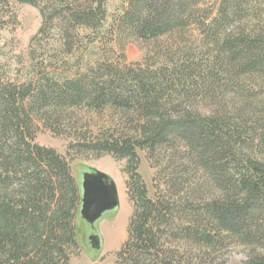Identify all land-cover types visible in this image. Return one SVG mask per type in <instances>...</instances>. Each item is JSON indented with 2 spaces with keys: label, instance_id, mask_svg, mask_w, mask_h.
Instances as JSON below:
<instances>
[{
  "label": "rangeland",
  "instance_id": "rangeland-1",
  "mask_svg": "<svg viewBox=\"0 0 264 264\" xmlns=\"http://www.w3.org/2000/svg\"><path fill=\"white\" fill-rule=\"evenodd\" d=\"M38 1L39 6L18 0H0V77L3 79L22 83L40 76L41 84L48 75L66 76L77 69H83L84 73H91L92 69L101 72L100 68L106 66L116 71L120 80L131 85L143 75L153 76L156 70L161 71L157 74L161 77L166 73L163 69L168 67L170 72L167 74L174 78L177 89L171 97L165 95L171 114L184 109L212 117L229 113L239 125H264V71L241 68L230 71V63L219 54L217 47L203 41L207 37L199 25L188 32L186 46L179 44L176 31L159 41L124 39L116 19L128 0H106V17L101 20V26L70 29L66 40L56 17L65 9L95 0ZM203 2L205 11L202 14L207 15L204 20L209 23L219 15L223 0ZM41 9L49 17L46 23ZM262 13L264 0H249L246 10L240 14L242 22L235 20L230 27L236 29L246 24L252 31L264 32ZM97 15L101 19L100 12ZM43 26L44 31L41 30ZM177 45L185 46L183 52L176 50ZM182 53L191 58L180 59ZM183 61H187L189 68L182 65L172 70L176 63L181 65ZM190 73L199 82V88L191 87L183 94L179 78ZM125 99L128 106L119 103L104 108L74 106L66 109L61 117L52 118L49 113L42 112L43 109H38L34 115L38 124L35 141L61 154L71 164L80 185L84 172L103 171L114 180L119 192V206L105 212L96 222L95 229L80 216L77 231L80 245L66 243L70 257L66 264H131L139 261L133 259L137 254L131 256L129 250L121 259L118 252L129 239L135 211L134 196L143 190L153 201L163 203L161 209L167 213L156 222L153 237L156 247L142 250L139 263L245 264L251 257L264 254V206L258 210L257 222L251 228L252 241H245L241 233L218 226L208 207L224 201L231 189L220 184L215 169L210 170L181 135L170 136L154 145L146 142L137 146L136 139L144 136L147 117L139 114L134 102ZM263 131L259 128L254 134V144L250 146L251 142L246 141L239 145V151L256 158L263 157ZM123 141L135 144L132 158L115 152L113 143ZM227 163L230 171L237 167V164ZM129 164L132 170H129ZM137 176L139 189L135 187ZM238 192L235 197L242 195ZM93 233L101 240L100 248L90 240ZM139 245L134 244L131 253L140 248Z\"/></svg>",
  "mask_w": 264,
  "mask_h": 264
},
{
  "label": "trees",
  "instance_id": "trees-1",
  "mask_svg": "<svg viewBox=\"0 0 264 264\" xmlns=\"http://www.w3.org/2000/svg\"><path fill=\"white\" fill-rule=\"evenodd\" d=\"M18 1L39 6L38 0ZM203 1L128 0L116 19L117 28L124 39L143 41H159L176 31L179 44L186 46L188 32L199 25L209 38L203 41L217 47L219 54L230 63V71L235 72L236 68L264 71L263 30L252 31L246 24L236 29L230 27L235 20L242 22L240 14L246 10L249 0H223L219 15L209 23L204 20L207 15L202 14ZM41 12L46 23L49 17L42 9ZM97 12L102 15L101 19ZM105 12L106 0H95L65 9L56 18L67 40L70 29L101 26ZM184 47L177 45L176 50L182 51ZM183 55L187 54L182 53L179 58H191ZM187 64V61L181 65L176 63L172 70L182 65L189 68ZM96 70L92 69L89 74L77 69L66 76L48 75L41 84L40 76L22 83L0 77V264H66L70 259L66 243L80 245L77 231L82 187L72 173L71 164L61 154L35 141L38 124L34 115L38 109L49 113L51 118L61 117L66 109L74 106L104 108L117 103L128 106L123 101L125 98L135 103L140 115L147 117L144 136L136 139L135 144L154 145L174 135L186 138L204 164L210 170L215 169L220 184L231 189L224 201L209 205V212L218 226L241 233L245 241H252L251 228L257 222L258 210L264 206V156L246 155L239 151V145L248 141L252 146L254 134L259 128L264 129V125L242 126L234 121L233 113V117L229 113L212 117L186 111L184 107L185 111L171 114L165 95L171 97L177 89L174 78L167 74L168 67L163 69L166 73L161 77L157 75L161 71L156 70L153 76L143 75L131 85L120 80L111 67L102 66L101 72ZM179 83L183 94L191 87L199 88L191 73L182 75ZM261 142L264 155V131ZM135 144L123 141L112 146L121 156L132 158ZM227 162L237 164L234 171L229 170ZM129 170H132L131 164ZM135 187L140 188L138 176ZM237 191L242 195L235 197ZM134 198L129 239L118 256L123 258L129 250L131 256L137 254L133 259L140 261L142 250L156 247L153 238L156 222L167 211L163 212V203L153 201L144 190ZM134 244H140L141 249L131 253ZM245 264H264V254L251 257Z\"/></svg>",
  "mask_w": 264,
  "mask_h": 264
},
{
  "label": "water",
  "instance_id": "water-1",
  "mask_svg": "<svg viewBox=\"0 0 264 264\" xmlns=\"http://www.w3.org/2000/svg\"><path fill=\"white\" fill-rule=\"evenodd\" d=\"M82 204L80 215L93 229L105 212L117 208L120 204L116 183L103 171H86L82 180ZM90 240L100 248L102 243L97 234L90 235Z\"/></svg>",
  "mask_w": 264,
  "mask_h": 264
}]
</instances>
